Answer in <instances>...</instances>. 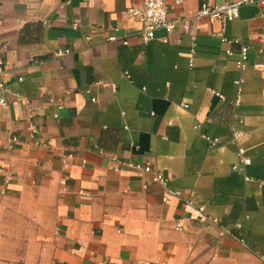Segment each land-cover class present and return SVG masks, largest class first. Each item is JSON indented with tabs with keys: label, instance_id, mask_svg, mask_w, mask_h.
<instances>
[{
	"label": "crops",
	"instance_id": "1",
	"mask_svg": "<svg viewBox=\"0 0 264 264\" xmlns=\"http://www.w3.org/2000/svg\"><path fill=\"white\" fill-rule=\"evenodd\" d=\"M234 1L145 42L141 0H0V264H264V5L196 19Z\"/></svg>",
	"mask_w": 264,
	"mask_h": 264
},
{
	"label": "built area",
	"instance_id": "2",
	"mask_svg": "<svg viewBox=\"0 0 264 264\" xmlns=\"http://www.w3.org/2000/svg\"><path fill=\"white\" fill-rule=\"evenodd\" d=\"M184 0H173L174 5H181ZM264 5V0H238L234 2L209 4L203 3L196 13L197 20L208 19L211 23H218L222 26L221 30L213 31V36L218 37L222 41L228 40L225 36V26L228 21L233 19H238L241 16V8L244 6H260ZM169 2L168 0H141L140 6H130L123 11V17L127 21H138L142 25L141 37L145 42L156 37L158 30L164 29L168 33H172L176 27V21L169 17ZM110 40L116 39L114 36L108 37ZM195 40V37L192 36ZM233 42L240 43L241 45V57L237 61V66L241 71L245 70L247 67L248 60V50L249 47L243 43L240 39H233ZM127 43V41H124ZM194 52V49H192ZM193 60L191 61V64ZM259 68L263 69L264 65L261 63L258 65ZM5 67L3 62L0 61V106H7L9 103L8 96L6 95L7 83L3 78ZM244 79L240 76L235 79V84L237 85V99L236 102L240 100L243 92ZM264 83V78H263ZM244 135V133L236 128L232 129V140L237 143L238 140ZM211 141V146H215L217 140H212L211 137H207ZM236 155L238 162L233 165V169L245 174V179L250 180L251 177L246 175L245 170L248 165L252 163L251 158L246 154L244 147L238 146ZM136 167L143 169L146 172H153L151 163H147L145 166L136 164ZM2 171V169H0ZM154 179L166 183L167 179L163 177L161 172H153ZM264 185V182L262 183ZM168 194H175L174 191L168 190ZM167 200V197H164ZM202 208V207H201ZM177 229L183 230L184 226L178 221ZM264 258V257H263Z\"/></svg>",
	"mask_w": 264,
	"mask_h": 264
},
{
	"label": "water",
	"instance_id": "3",
	"mask_svg": "<svg viewBox=\"0 0 264 264\" xmlns=\"http://www.w3.org/2000/svg\"><path fill=\"white\" fill-rule=\"evenodd\" d=\"M251 7H253V6H244V7H242L241 8V16H243L244 15V12L247 11Z\"/></svg>",
	"mask_w": 264,
	"mask_h": 264
},
{
	"label": "rangeland",
	"instance_id": "4",
	"mask_svg": "<svg viewBox=\"0 0 264 264\" xmlns=\"http://www.w3.org/2000/svg\"><path fill=\"white\" fill-rule=\"evenodd\" d=\"M24 236L19 235V240H23Z\"/></svg>",
	"mask_w": 264,
	"mask_h": 264
}]
</instances>
